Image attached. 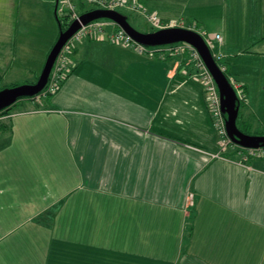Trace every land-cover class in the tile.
Here are the masks:
<instances>
[{"label":"crops","instance_id":"obj_1","mask_svg":"<svg viewBox=\"0 0 264 264\" xmlns=\"http://www.w3.org/2000/svg\"><path fill=\"white\" fill-rule=\"evenodd\" d=\"M173 1L194 6L184 13L193 22L161 12L185 27L230 8ZM52 4L0 0L2 83L39 76L58 37ZM255 9L242 21L226 11L228 37L208 38L244 91L237 128L264 136V12ZM42 13L47 50L32 40ZM232 31L244 34L232 41ZM191 61L84 38L54 95L11 109L0 121V264H264V157L220 150Z\"/></svg>","mask_w":264,"mask_h":264},{"label":"water","instance_id":"obj_2","mask_svg":"<svg viewBox=\"0 0 264 264\" xmlns=\"http://www.w3.org/2000/svg\"><path fill=\"white\" fill-rule=\"evenodd\" d=\"M56 0V4H57ZM107 19L114 22L131 39L145 47H160L175 43H187L195 48L205 67L213 77L220 96L221 112L225 118V128L231 142L244 149L264 148V136H253L241 132L236 126L239 101L226 75L215 62L204 39L195 31L185 28H167L155 32L143 33L134 29L127 17L116 10L95 9L86 12L69 24L66 30L60 31L51 47L42 70L35 83L7 87L0 90V112L8 109L21 98L37 96L47 84L53 64L65 43L81 28V26Z\"/></svg>","mask_w":264,"mask_h":264},{"label":"built area","instance_id":"obj_3","mask_svg":"<svg viewBox=\"0 0 264 264\" xmlns=\"http://www.w3.org/2000/svg\"><path fill=\"white\" fill-rule=\"evenodd\" d=\"M76 2H81L84 5H95L97 9H104V10H116L118 11L119 7H123L126 3L125 0H58V5L61 6L63 9H66L69 13L70 23L74 20H78L80 17V13L76 8ZM148 23L150 24V28L152 32L167 29V28H185L192 31H195L196 27H185L184 25L176 26L169 24L167 27L161 24L160 19L157 15L148 14L147 16ZM163 23V22H162ZM108 25H115L116 29L111 31L108 36L111 42L119 44L123 47H130L133 48L138 53H145L147 51H151L153 54H157L158 56L163 57H175L184 54H188V56L193 61L195 68L199 74V81L203 87L204 93L206 94L207 104L209 113L214 121V125L218 134V144L221 151L226 150L228 147L233 146V143L229 139L226 128H225V118L221 112L220 106V96L217 85L205 67L203 61L201 60L199 54L195 50L194 47L187 43H175L160 47H145L131 39L121 28H119L114 22H104L101 20H95L87 25L81 26L79 30L65 43V45L61 48L54 64L49 74V78L47 84L41 91V96L45 97L48 94H53L59 87L60 83L66 77L69 68V54L72 50V43H75L80 40V38L91 35L98 37V39L102 38V33L105 32V27ZM160 26V27H159ZM204 39L206 45L212 52L213 58H215L216 63L220 61L221 55L214 53V45L213 41L209 39L205 33L200 34ZM216 39L219 38L218 35L215 36ZM218 67L222 72L225 71V67L223 65L217 63ZM229 80V79H228ZM230 82V80H229ZM234 92L236 94L237 100L240 102L244 99V91L242 87L238 84L232 85ZM6 110L0 112V120L3 118L11 117L12 114L9 112L5 113ZM249 155L253 157H264V148L258 149H248Z\"/></svg>","mask_w":264,"mask_h":264},{"label":"rangeland","instance_id":"obj_4","mask_svg":"<svg viewBox=\"0 0 264 264\" xmlns=\"http://www.w3.org/2000/svg\"><path fill=\"white\" fill-rule=\"evenodd\" d=\"M126 3L123 7H119L118 12L125 15L128 18V21L130 23V25L132 27H134L135 29H137L140 32H151V28H150V24L148 23L147 20V16L148 14L151 15H157V17L160 19L161 24L167 27L169 24H174L176 26H180V25H185L184 22L179 21V17L181 14L184 13H193L195 11L194 6L190 3L187 4H178L173 0H169L167 2H163L162 0H125ZM226 1V0H225ZM228 3L230 4V8H228L226 11L229 10V12H231V19L235 17V19L237 21H242V20H248L250 15H253L252 12H250V8L251 5L254 4L256 6L255 9V16H258L259 18L262 17V14L264 12V6L262 5V1H244V0H229ZM54 4H52L53 6ZM222 5H224V3L222 2ZM51 6V10H52V15L51 17V22L53 23V25H51V30L54 29L55 25L58 27V33L59 34V26L57 23V20L55 18L54 15V8ZM166 8L172 9L176 12L180 11V15L179 14H175L174 16H172V20L166 21L165 19H163V16L161 14L162 10ZM225 7V6H224ZM91 9H97V7L95 5H88L85 4L83 7H78V11L80 13H84L87 12ZM225 11V8H223ZM225 12H221L220 9H215L213 11L209 10V15H207L205 18L204 24L200 23L198 24L199 27L195 28V32H197L198 34H202V33H207V37H214L215 32H217L219 35H221L222 37H228V33L227 32V28H229L227 21L224 18V14ZM40 13V12H39ZM246 14V15H245ZM185 17L184 18H188V20H191L193 22L194 19H192L193 17H187L186 14H184ZM261 15V17L259 16ZM57 16L59 18V20H61V24H64L65 21L61 19V13H57ZM176 18V19H175ZM185 19V20H186ZM99 20H107V19H99ZM50 22V23H51ZM107 22V21H104ZM163 22V23H162ZM160 27V26H159ZM191 27H195L194 25H191ZM239 29H241L244 33H246L244 31V29L242 27H238ZM49 29V27H46V23L43 17V13L39 15V21H37V25L36 27H34L33 29V36H36L37 38H33L32 40L36 42V44H40L43 45V50H47L45 45H44V41L46 39V32ZM109 30V28H107ZM106 29V30H107ZM204 31V32H203ZM244 33H242L241 31H232L231 32V37H232V41H235L236 39H239L240 36H242ZM76 43H72V45L76 46ZM49 50V49H48ZM188 55V54H186ZM168 58V57H166ZM28 62V66H31V63L29 59H27ZM192 62V61H191ZM193 63V62H192ZM220 63V62H218ZM26 81H19L17 84L22 85L25 84ZM1 87H9V83L8 81H4L3 83H1ZM21 101H23V99H19L15 104H13L11 106L10 109H16L19 107ZM10 114H12L13 112H9ZM4 119H8V118H3L1 120ZM0 120V121H1Z\"/></svg>","mask_w":264,"mask_h":264},{"label":"trees","instance_id":"obj_5","mask_svg":"<svg viewBox=\"0 0 264 264\" xmlns=\"http://www.w3.org/2000/svg\"><path fill=\"white\" fill-rule=\"evenodd\" d=\"M55 8H54V15H55V18H56V20H57V23H58V26H59V32L60 31H64V30H66L67 29V27L69 26V24H70V17H69V13H68V11L66 10V9H60L61 8V6H59L58 5V1H57V4H56V0H55ZM84 6V4L83 3H81V2H76V8H77V10H78V7H83ZM56 7H60L59 9H57ZM92 10H95V9H91V10H89V11H92ZM89 11H87V12H89ZM61 13V19L62 20H64L65 21V23L64 24H61V20H59V18H58V16H57V13ZM79 12V11H78ZM80 13V12H79ZM84 13H86V12H84ZM84 13H80L81 15L82 14H84ZM101 21H107V22H110V20H101ZM127 21H128V18H127ZM128 23H129V21H128ZM130 24V23H129ZM106 27H108V26H106ZM106 27H105V32L104 33H102V38L101 39H98V37H95V36H91V35H86V36H84V37H82V38H80V40L79 41H81L82 39H84V38H88V39H91V40H94V41H109V42H111V40L109 39V36H108V34L110 33V32H107L106 31ZM134 28V27H133ZM116 29V28H115ZM114 29V30H115ZM135 29V28H134ZM137 30V29H136ZM113 31V30H112ZM152 32V31H151ZM144 33H148V32H144ZM79 41H77V42H79ZM74 49H75V45L72 47V50H71V52H70V54H69V59H70V56L73 54V52H74ZM215 59V58H214ZM218 63V62H217ZM69 66V70H68V73L66 74V77L64 78V80L60 83V85H59V87H58V89L60 88V86L63 84V82L66 80V78H67V76H68V74L71 72V68H70V64L68 65ZM224 74L226 75V73L224 72ZM226 77H227V75H226ZM38 78V77H37ZM37 78L35 79V81H33V82H28V83H26V84H32V83H35L36 82V80H37ZM1 83H2V77H1V73H0V90L1 89H3V88H6V87H1ZM15 86H18V84H13V85H11L10 87H15ZM57 89V90H58ZM57 90L53 93V94H48V95H46L45 97H43V96H41V93L42 92H40L37 96H34V97H32V98H21V99H35V98H40V99H46V98H49V97H51L52 95H54L56 92H57ZM18 101V100H17ZM241 101H243V99L241 100ZM241 101L240 102H238L239 104L241 103ZM11 107H9L8 109H6V112L5 113H7V112H11V109H10Z\"/></svg>","mask_w":264,"mask_h":264},{"label":"clouds","instance_id":"obj_6","mask_svg":"<svg viewBox=\"0 0 264 264\" xmlns=\"http://www.w3.org/2000/svg\"><path fill=\"white\" fill-rule=\"evenodd\" d=\"M211 54H212V52H211ZM215 60V59H214ZM216 62V61H215ZM224 73V72H223Z\"/></svg>","mask_w":264,"mask_h":264}]
</instances>
